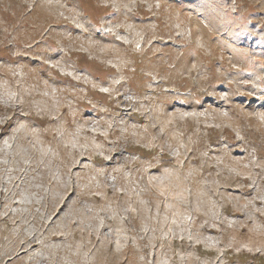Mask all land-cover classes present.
<instances>
[{
  "label": "rangeland",
  "instance_id": "374dc122",
  "mask_svg": "<svg viewBox=\"0 0 264 264\" xmlns=\"http://www.w3.org/2000/svg\"><path fill=\"white\" fill-rule=\"evenodd\" d=\"M0 264H264V0H0Z\"/></svg>",
  "mask_w": 264,
  "mask_h": 264
}]
</instances>
